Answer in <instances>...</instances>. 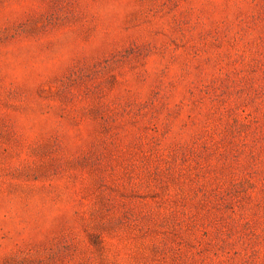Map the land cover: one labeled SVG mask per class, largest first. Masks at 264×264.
<instances>
[{
    "label": "rangeland",
    "instance_id": "obj_1",
    "mask_svg": "<svg viewBox=\"0 0 264 264\" xmlns=\"http://www.w3.org/2000/svg\"><path fill=\"white\" fill-rule=\"evenodd\" d=\"M0 264H264V0H0Z\"/></svg>",
    "mask_w": 264,
    "mask_h": 264
}]
</instances>
